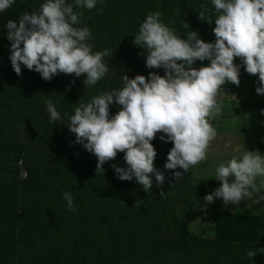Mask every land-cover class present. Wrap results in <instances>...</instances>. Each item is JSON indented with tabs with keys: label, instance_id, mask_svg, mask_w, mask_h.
Returning a JSON list of instances; mask_svg holds the SVG:
<instances>
[{
	"label": "trees",
	"instance_id": "16d2710c",
	"mask_svg": "<svg viewBox=\"0 0 264 264\" xmlns=\"http://www.w3.org/2000/svg\"><path fill=\"white\" fill-rule=\"evenodd\" d=\"M45 2L14 0L0 12V264H264V200L252 199L257 203L244 208L219 198L207 204L208 181L198 180L194 167L187 173L164 169L172 144L161 133L151 143L154 167L165 182L158 188L152 176L146 192L134 178L121 181L114 173L113 164L127 166L122 152L102 165L104 173L95 172L96 157L75 142L67 126L80 103L121 88L123 75H164L162 68H147L144 50L132 43L149 13L159 11L161 22L181 38L195 31L214 43L211 0H97L91 10L66 0L81 13L79 26L89 28L93 52H111L104 59L108 73L90 87L83 75L58 73L45 81L23 65L20 76L13 71L6 23ZM202 6L212 21L199 19ZM47 100L61 120H50ZM235 105L241 104L231 102L225 113ZM119 110L114 102L109 116ZM231 123L239 124L231 116L218 120L220 127ZM174 171L183 177L176 181ZM64 192L72 195L75 211L67 208ZM197 219L202 226L195 232L191 224ZM249 251L257 254L250 258Z\"/></svg>",
	"mask_w": 264,
	"mask_h": 264
},
{
	"label": "clouds",
	"instance_id": "9594fccd",
	"mask_svg": "<svg viewBox=\"0 0 264 264\" xmlns=\"http://www.w3.org/2000/svg\"><path fill=\"white\" fill-rule=\"evenodd\" d=\"M14 0H0V12ZM216 15L212 32L215 42H205L197 32L190 31L181 38L161 22L159 11L149 13L140 24L132 43L144 52L145 66L164 70L160 76L123 75V86L94 96L80 103L68 119L67 126L75 134V142L96 157L95 172L102 165L124 153L126 167L112 165L121 181L135 182L149 192L155 177L159 188L165 176L154 167L157 155L151 143L157 133L164 142H171L164 164L165 170L183 169L185 173L208 159L211 142L217 137L213 126L222 115L221 93L226 83L239 86V58L245 71L258 76L255 91L264 95V0H211ZM78 8L93 9L97 0H74ZM207 6H202L199 19H205ZM81 13L66 0H46L38 11L24 13L17 21L6 23L7 39L11 42L10 62L17 76L21 65L50 81L58 73L85 77L86 87L96 85L109 71L104 62L111 56L109 49L93 52L88 27H80ZM189 27L187 23L184 25ZM208 60L198 69L194 62ZM120 110L109 116V106ZM52 122L61 120L55 104L45 101ZM264 114V110H262ZM166 137V139H165ZM177 181L183 174L174 171ZM212 178L220 182L204 197L207 204L220 198L224 205L239 206L245 198L264 200L257 193L264 188V156L258 151H244L239 157L219 161ZM259 178V185L257 179ZM67 208L75 211L73 197L64 192ZM163 196V191L160 193ZM264 195V193L262 194ZM216 202V203H217ZM257 253L249 251L252 258Z\"/></svg>",
	"mask_w": 264,
	"mask_h": 264
},
{
	"label": "crops",
	"instance_id": "0c3cea01",
	"mask_svg": "<svg viewBox=\"0 0 264 264\" xmlns=\"http://www.w3.org/2000/svg\"><path fill=\"white\" fill-rule=\"evenodd\" d=\"M206 61L208 64L210 63L208 60L204 62ZM234 63L240 65L239 78L245 77L244 67L241 65L240 59L236 58ZM232 86L236 87V85L226 83L222 88V91H224L221 93L220 97L224 104L222 115L226 117L231 116L232 119L237 120L238 123L239 121L254 123V128L245 123H231L227 126L220 127L218 124L220 116L215 121H212L213 126L217 128L218 135L211 142L209 150L230 156L235 155L237 157L241 156L246 150L258 151L264 156V114H262V110H264V95H258L255 91L256 87L259 86L258 77L248 78L245 87L242 89L234 90L231 89ZM233 101L241 105H235L231 112L225 113V107L230 105ZM237 126L240 127L238 128ZM197 179L217 184L214 180L206 178ZM257 185H259V178L257 179ZM212 192L213 191L209 189L208 193ZM252 193H264V188H261L258 192ZM253 203H257V201H253L251 198H245L239 203V206L244 208Z\"/></svg>",
	"mask_w": 264,
	"mask_h": 264
},
{
	"label": "rangeland",
	"instance_id": "374dc122",
	"mask_svg": "<svg viewBox=\"0 0 264 264\" xmlns=\"http://www.w3.org/2000/svg\"><path fill=\"white\" fill-rule=\"evenodd\" d=\"M213 39H214V42H215V37H213ZM207 65H208L207 61L204 62L203 66H207ZM241 65H242V63H241ZM244 76H245V78H239L240 83H239V86H236V87H238V88L242 87L245 84L246 79H248V78H256L257 77L256 75L248 74L245 71V69H244ZM239 123H241V124L245 123V124H247V125H249V126L254 128V123L245 122V121H239ZM231 157L232 156H230V155H225V154H222V153L214 152L212 150H208V159H207V161L204 164H202V165H197L196 167H194L195 177L196 178H200V179L206 178V179H209V180L216 181L217 184H213V183L208 182V187L210 188V190L214 191L217 187L220 186V182L215 180L214 178H212L213 173H214V167L219 161L226 160V159H229ZM262 194L263 193H261L260 195L262 196ZM201 226H202V219H197L196 221H194L191 224V229L193 231H195V232H198L201 229Z\"/></svg>",
	"mask_w": 264,
	"mask_h": 264
},
{
	"label": "built area",
	"instance_id": "2783aa9c",
	"mask_svg": "<svg viewBox=\"0 0 264 264\" xmlns=\"http://www.w3.org/2000/svg\"><path fill=\"white\" fill-rule=\"evenodd\" d=\"M27 174V173H26Z\"/></svg>",
	"mask_w": 264,
	"mask_h": 264
}]
</instances>
